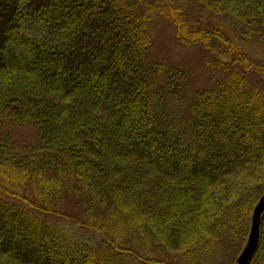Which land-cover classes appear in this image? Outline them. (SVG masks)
<instances>
[{
	"label": "trees",
	"instance_id": "16d2710c",
	"mask_svg": "<svg viewBox=\"0 0 264 264\" xmlns=\"http://www.w3.org/2000/svg\"><path fill=\"white\" fill-rule=\"evenodd\" d=\"M153 14L184 45L219 44L205 64L226 73L176 127L152 78L179 94L185 74L149 62ZM211 16L264 43V0H0V264H197L226 242L238 255L264 194V89L243 74L264 80V64ZM202 197V222H169ZM66 198L98 243L52 221L71 218ZM249 264H264V213Z\"/></svg>",
	"mask_w": 264,
	"mask_h": 264
},
{
	"label": "rangeland",
	"instance_id": "374dc122",
	"mask_svg": "<svg viewBox=\"0 0 264 264\" xmlns=\"http://www.w3.org/2000/svg\"><path fill=\"white\" fill-rule=\"evenodd\" d=\"M186 9L194 11L190 5H187ZM197 16H200V14ZM204 19L208 25L222 27L227 35L232 34L234 43L242 46L246 56L253 61V63L264 64V43L259 42L256 38L244 40L233 22L228 19L212 16ZM40 26V24L35 25L32 22H26L22 24L21 33L27 38L48 39L47 32ZM150 38L151 43L148 49L149 62L153 64H163L181 70L185 74L184 80L179 88V94H174L165 87L167 75H163L159 78H152L156 88L161 86L164 91V99L162 100L161 107L164 110L165 122L171 127H176L179 126L177 124L181 122V120H189L190 105L195 99L196 92L214 89L218 82L225 78V72L221 70H212L205 64L206 59H213L212 52L208 50V48L220 49V45L216 42L206 47L202 44L184 45L177 38L171 22L158 14L152 15ZM56 39H59V36L54 38V40ZM243 75L246 76L247 80L252 85L257 86L261 90L264 89V80L257 74L245 72ZM123 161L126 162L125 160ZM22 194L34 202L30 193L22 192ZM205 202L211 205L206 197L200 198L198 204L180 202L174 210L169 222L172 223L174 220L178 221L183 231L188 230L190 227L192 228L202 222L200 212L204 211L205 207L203 205ZM60 211L71 218H55L52 219V221L63 230L67 231L75 240L93 244L100 241L99 237H97L94 232L83 230L78 225L77 221L80 220L77 212L78 208L71 198H66L63 201ZM229 247L230 243L228 242L224 243L223 246L217 245L213 253L205 256V258L197 264H235L243 247L237 256L239 244L235 249H229ZM177 263L187 264L179 260Z\"/></svg>",
	"mask_w": 264,
	"mask_h": 264
},
{
	"label": "water",
	"instance_id": "95a60500",
	"mask_svg": "<svg viewBox=\"0 0 264 264\" xmlns=\"http://www.w3.org/2000/svg\"><path fill=\"white\" fill-rule=\"evenodd\" d=\"M264 213V194L255 205L252 214L249 234L245 246L237 257L235 264H249L259 244L260 228Z\"/></svg>",
	"mask_w": 264,
	"mask_h": 264
}]
</instances>
